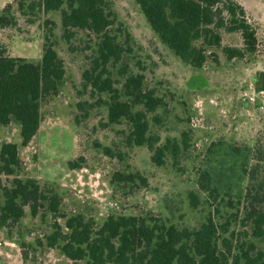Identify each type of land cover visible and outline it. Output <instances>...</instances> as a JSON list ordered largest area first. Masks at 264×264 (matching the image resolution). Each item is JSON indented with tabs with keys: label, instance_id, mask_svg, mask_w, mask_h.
Wrapping results in <instances>:
<instances>
[{
	"label": "rangeland",
	"instance_id": "1",
	"mask_svg": "<svg viewBox=\"0 0 264 264\" xmlns=\"http://www.w3.org/2000/svg\"><path fill=\"white\" fill-rule=\"evenodd\" d=\"M3 1H12L17 23L0 28V53L40 62L44 36L49 34L44 21L49 20L50 40L64 66L58 93L41 102V123L26 147L21 146L17 124L0 126V144H15L19 159L13 175L2 177L4 184L13 178L34 179L45 192L51 189L57 195L61 214L92 220L95 230L110 215L153 218L189 230L212 218L217 226L228 225L226 233H219L218 244L222 238L230 242L229 264L241 245L252 243L264 251V241L252 236L243 212L247 189L264 179V159L256 181L245 173L256 163L255 149L264 145V93L256 85L258 75L264 73V0H233L256 32L255 52L228 60L223 48L243 45L239 34L221 32V46L214 49L217 63L208 59L201 69L187 66L160 43L134 0H107L115 20L112 32H122L117 40L123 45L129 37L125 48L130 51L120 64L133 75H142L144 89L162 100V106L147 115V135L155 147L167 141L178 145L176 157L165 153L160 167L151 163L147 146L128 145L130 129L124 121L108 123L102 103L108 97L83 89L82 73L90 66L95 41L77 33L67 43L59 12L25 11L34 21L29 23L17 9L18 0H0V13ZM119 67L109 68L118 88L124 81ZM105 148L111 156L105 155ZM69 162L79 167L72 169ZM115 174L143 178L146 185L138 179L119 180ZM191 194L197 198L195 207L190 204ZM57 222L66 232L65 219ZM52 224L50 214L40 211L32 217L27 207L17 222L0 223V264H86V260L73 263L46 246Z\"/></svg>",
	"mask_w": 264,
	"mask_h": 264
},
{
	"label": "trees",
	"instance_id": "2",
	"mask_svg": "<svg viewBox=\"0 0 264 264\" xmlns=\"http://www.w3.org/2000/svg\"><path fill=\"white\" fill-rule=\"evenodd\" d=\"M29 1V2H28ZM28 2V3H27ZM150 30L160 43L167 47L181 62L193 69H201L208 59L217 63L214 49L221 46V32L239 34L242 49L223 48L228 60L242 59L245 52H255L256 32L249 24L244 9L233 0H134ZM27 3V4H26ZM17 9L21 16L37 13L59 12L62 37L70 43L77 33H83L95 42V49L88 69L82 73L84 90L92 95H106L102 100L107 109L109 124L124 121L129 126L127 143L130 146H147L152 155V164L163 165V156L173 158L178 145L167 141L162 147L154 146L148 136L147 115L162 106V100L151 90L143 87V76L133 75L127 65H121L129 37L125 45L117 40L112 28L114 15L107 0H18ZM28 11L30 14H26ZM29 23L34 21L28 18ZM17 23L11 13L10 4L0 13V28L14 27ZM53 25L44 21L49 34L44 36L42 56L38 63L22 58H11L0 53V126L11 122L19 126L21 146L26 147L35 137L40 123V106L44 98L55 96L64 77L63 61L57 56L54 43L50 40ZM118 75L124 80L120 87L112 79L110 67H117ZM256 80L259 91L264 93V73ZM100 101V100H99ZM81 109V104H78ZM105 155L111 156L105 148ZM256 162L245 173L256 181L259 163L264 159V145L255 149ZM82 162V158L79 159ZM72 169L77 163L69 162ZM19 166L17 146L0 144V223L17 222L24 216L27 207L35 217L40 211L53 218V232L47 236L46 246L57 249L73 263L86 260V264H229L232 247L228 240L218 242L220 232L226 233L228 225L217 226L208 218L198 229L166 226L153 218L135 216H108L103 225L95 230L92 220L85 221L81 215L67 218L58 209V198L50 189L45 192L34 179L13 178L8 185L2 177H11ZM115 178L141 185L146 180L134 175ZM51 195L46 196L45 194ZM244 198V219L252 228V236L264 241V179L257 186L247 189ZM190 204L196 206L197 198L190 195ZM47 203L46 208L44 205ZM57 219H65L64 232ZM233 264H264V251L250 243L241 245L233 257Z\"/></svg>",
	"mask_w": 264,
	"mask_h": 264
},
{
	"label": "crops",
	"instance_id": "3",
	"mask_svg": "<svg viewBox=\"0 0 264 264\" xmlns=\"http://www.w3.org/2000/svg\"><path fill=\"white\" fill-rule=\"evenodd\" d=\"M14 1V0H13ZM12 1H3V3H2V8L6 5V4H9V3H11ZM2 10V9H1Z\"/></svg>",
	"mask_w": 264,
	"mask_h": 264
}]
</instances>
